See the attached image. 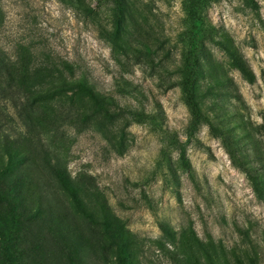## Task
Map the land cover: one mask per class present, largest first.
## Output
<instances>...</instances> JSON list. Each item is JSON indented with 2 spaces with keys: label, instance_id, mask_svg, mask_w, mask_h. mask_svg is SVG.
<instances>
[{
  "label": "rangeland",
  "instance_id": "374dc122",
  "mask_svg": "<svg viewBox=\"0 0 264 264\" xmlns=\"http://www.w3.org/2000/svg\"><path fill=\"white\" fill-rule=\"evenodd\" d=\"M189 1L0 0V245L19 264H264V0Z\"/></svg>",
  "mask_w": 264,
  "mask_h": 264
},
{
  "label": "trees",
  "instance_id": "16d2710c",
  "mask_svg": "<svg viewBox=\"0 0 264 264\" xmlns=\"http://www.w3.org/2000/svg\"><path fill=\"white\" fill-rule=\"evenodd\" d=\"M197 0H190V4L195 5ZM189 9V8H188ZM192 9L190 8V11ZM185 62V70H184V76H183V82H182V90L184 94V100L185 104L190 110L191 116H192V127H196V125L201 121L202 119V114H201V109L199 104L197 103L195 99L194 93V88H195V83H196V67L197 63L196 61L194 62L191 57L187 56ZM236 61L237 58L234 57ZM240 65V64H239ZM241 71H243V68L240 66ZM74 84H76V87L83 91L87 92L89 95H94L95 88L92 86L91 82L89 81V78L84 75L80 74L78 77H75L73 80ZM122 84L118 85V89L121 92H124L126 95H130L129 92L125 91V85L123 86V81H121ZM136 118L137 123H141L144 125H149L151 129L155 128V123H156V118L154 117L153 114L147 113L145 111H139L135 112L133 114ZM12 162V159L10 160V163ZM0 264H19V258L16 252L14 251V247L8 246V244H3L1 242L0 245Z\"/></svg>",
  "mask_w": 264,
  "mask_h": 264
}]
</instances>
